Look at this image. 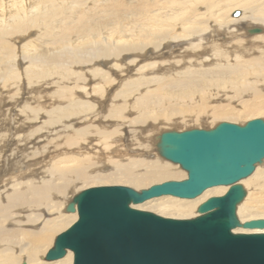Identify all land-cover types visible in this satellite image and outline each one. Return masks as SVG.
<instances>
[{"label":"bare ground","instance_id":"6f19581e","mask_svg":"<svg viewBox=\"0 0 264 264\" xmlns=\"http://www.w3.org/2000/svg\"><path fill=\"white\" fill-rule=\"evenodd\" d=\"M33 1L0 0V21L10 22L22 12L32 11V9H27L26 3ZM166 2L170 3L167 5L170 6L168 8L170 11L177 8L179 3L175 0ZM174 2H176L175 7ZM250 2L248 0L246 4ZM116 3L117 7L122 4L121 1ZM188 3L191 4V1ZM135 4L131 7L135 14L140 13L138 11L142 10V6L144 9L150 6L147 3H139V1ZM243 8L242 14L235 18L230 16V10L226 16L225 14L218 16V14L210 26L196 25L194 21L201 22L195 19L190 20L192 14L190 17L186 16L176 20L178 15H168V13L161 15L159 12L152 11L150 20H147L150 14L146 15V20L150 23L145 26L117 28L111 31L110 36L105 37L110 40L111 44L98 46L100 44L96 45L95 40L91 46H89L91 40L84 43L85 49L91 48L93 51L90 52L93 54L91 55L93 60L109 58L124 63L117 62L111 65L109 70L106 68L107 71L100 67L97 68V65L95 68L93 66L94 69L87 73L89 77L84 75L80 80L77 79V82H81L84 87L81 93L63 89L64 87L61 86L55 94L52 92L47 94L48 96H40L46 101L50 100L51 104L57 102L54 105L47 104L51 105L49 109L46 105L40 108L37 105H27L26 103L29 102H38V99L32 101L31 98L25 101L19 109L17 107L14 116L12 115L15 122L13 121L11 133H14V130L17 131L18 127H22L24 122H30L34 117L36 118L43 109L44 116L49 115L48 119L41 120L40 125L33 126L26 132L33 135L37 133L36 136L41 139L45 137L42 136L43 134L48 135L47 129L53 131V127L60 126L61 130L57 129V131H62L66 135L57 134L51 137V139L62 138L60 142L63 146H58L50 139L51 149L46 148L45 145L37 146L38 151L29 155L35 157L33 164L39 166L36 169L32 167V163L25 162L30 167L25 165L22 153L14 155L15 150L12 149V143L9 140L6 150L0 153V233L4 231L9 234L5 238L0 237V264H21L23 261L26 264L71 262L70 251L63 258L54 261H46L42 257L49 248L56 229L64 224L67 227V224L69 222L71 224L77 217L75 212L67 213L65 210L61 211L60 208H65L73 195L72 189L78 182L97 178L105 181H122L139 188L164 177H175L178 173L180 177H185L184 172H178L174 168L177 165L171 166L167 164L169 162L160 160L155 151L151 152L155 149L153 148L155 136L159 130V126L151 124V121L160 120L164 115V113L152 115V110H157V107L160 109L159 106L163 104H169L173 107L172 110L178 112L191 108L192 114L186 116H193L195 119L208 114L207 112L201 113L200 108H197L201 102H212L213 98L222 97L214 105L216 110L217 108L223 110L226 104L220 101L232 102L231 99L239 98L244 92L250 96L252 93H257L256 81L260 82L258 77L260 73L264 74V4L261 7L263 11L253 10L251 7ZM165 21H172V27ZM23 26V22L19 24L21 29ZM89 34L93 37L97 35L90 27ZM60 39L67 48L71 44L70 39L73 41L67 36H62ZM71 56L76 60L74 62L83 61L75 57V53ZM57 57L60 58L55 55L54 59ZM92 59L87 60L92 62ZM138 63H142L139 65L141 70H137L139 68L137 67L131 73L133 76L126 79L124 84L122 83L124 80L115 77V74L132 71L131 69ZM40 69L38 71L37 69L29 70L27 79L29 83L44 81L46 84V81L53 77L51 75L54 73L51 74L48 69ZM61 73L56 72L58 77ZM76 75L70 74L69 78L76 81ZM98 77L99 80H97ZM63 81L68 80L65 78ZM113 83L115 86L112 87ZM144 86H146L145 93L138 98L136 92ZM71 96L89 97L100 101L94 103L95 108L86 110L79 99H70ZM260 96V94L255 95L250 105L246 104L248 110L259 114L263 111ZM247 102L243 101L242 109ZM86 104L90 103L86 101ZM132 113L136 115L130 117ZM175 114L181 115V113ZM169 117L168 115L167 118ZM96 120L104 123L93 124ZM216 121L219 120L213 119L211 122L214 124ZM76 123H84L85 126L78 128ZM111 125L114 126L109 128ZM145 126L152 128L151 131L155 127L157 133L151 137L137 132V127L145 131ZM162 127L165 125H161ZM18 137L20 135L17 136V140H19ZM142 140L147 141L146 145ZM50 151H57L56 158L51 153L49 154ZM8 154L15 157L12 161L15 160L17 166L11 168H14L15 174L13 170L5 173L12 165L9 159L11 156L8 157ZM45 154L47 160L44 159ZM38 155L40 158L37 157ZM54 159L59 162L54 164ZM52 162L51 166L49 163ZM57 178L60 181L55 182L56 185H50ZM241 183L247 193L237 208L240 220L264 217V162L256 166L253 173L242 179ZM225 191L224 186H214L193 199L161 196L133 205V207L153 211L163 216L186 218L196 215L197 205L209 195H220ZM58 199L60 200L56 201ZM148 203L150 205L145 206ZM38 223H40L39 226ZM234 231L260 230L236 229Z\"/></svg>","mask_w":264,"mask_h":264},{"label":"water","instance_id":"95a60500","mask_svg":"<svg viewBox=\"0 0 264 264\" xmlns=\"http://www.w3.org/2000/svg\"><path fill=\"white\" fill-rule=\"evenodd\" d=\"M154 148L185 177L139 189L107 184L77 191L64 208L76 219L42 258L54 261L70 251L65 264H264V217L241 221L237 214L247 193L241 180L264 162V117L165 129ZM214 186L226 191L207 197L191 217L133 207L161 196L193 199Z\"/></svg>","mask_w":264,"mask_h":264},{"label":"rangeland","instance_id":"374dc122","mask_svg":"<svg viewBox=\"0 0 264 264\" xmlns=\"http://www.w3.org/2000/svg\"><path fill=\"white\" fill-rule=\"evenodd\" d=\"M117 1H121L122 4L120 7H117V3H116ZM137 1H139V3H147L150 6L146 7V9H144L143 8L144 6H142L141 7L142 10H139V11L137 10L140 13L135 14L134 11L131 10V7L135 3H137ZM166 1H172V0H42L41 2L34 0L33 2L26 3L27 9H32V11L22 12V14H20L17 18H15L14 20L10 22L0 21V28H1L0 30V153H2L3 150H6L8 146V140H9L10 143H12V149L15 150L14 155H19L22 153V159L24 163L29 162V164L30 163L33 164L35 157H30L29 155L33 152L38 151L37 146L40 147L41 145H45L46 148L51 149V143H49L51 137L57 134L66 135V133L62 131H57V129L61 130L59 129L60 126L57 128L53 127L54 128L53 131H49L47 129L48 131L46 130V133H48L49 136L46 134H43L42 136H45V137H42L41 139H39V136L38 137L36 136L37 133L33 135L31 133L26 132L27 129H30L33 126L40 125L41 120L44 121L48 119L47 117H49V115L45 114L46 115L45 117L43 114L44 113L43 109H41V112L36 118L34 117L33 120H31L30 122L29 121L24 122V124H29L30 126L28 125L24 126L23 124L22 127L17 128L18 129L17 131L14 130L13 131L14 133H11L12 126L14 125V122H15L13 120V116H14L13 114L15 113V111H17V107L19 109L22 105L25 104V101L27 102L29 101L28 99L31 98L32 101H35V99H38V102L37 103L29 102V103H26L27 105L29 106L37 105L39 108L43 105H46V108L49 109L51 105L57 104V102H55L54 104L53 103L51 104L49 103L50 100L46 101L45 99H43L44 97L41 98L40 96H45L52 92H53L52 94H55L56 91H59L61 89V86L62 88L64 87L63 89H68L71 91H75L76 93H81L84 90V87L81 82H77V79L80 80V78H82L84 75L88 76L87 73L91 72V70L94 69L96 65H97V68L98 67H100L101 69L103 68L102 70L105 71L106 68H108L107 70H109L111 68V65L115 63L117 64V62H119V64L124 63V62H120V60L119 61L112 60V59L110 60L109 58L105 60L104 59L102 60L94 59L93 60L91 58V55L93 54L90 53L93 51L91 50V48L85 49V46H84V43L88 42V40L92 41V42L90 41L91 44L89 46L93 45L92 43L94 42V40L96 41V45L97 43L100 44L98 46H101V44H106V45L109 43L111 44L110 40L105 38L107 37V35L110 36L111 31L115 29L117 30V28L126 29L127 27L130 28V27H135V26H145V24L147 25L150 23V22H147V20H150L151 15H152L150 12L152 11L155 13L159 12L161 13V15H163V13L164 14L168 13V15H178L176 20H180L182 18H185L186 16L190 17V15L192 14L190 20L195 19L196 21L201 22V23H198L194 21L196 25H199V26L209 25L210 26L211 24H213L214 19L218 14H219L218 16L222 14L223 15L225 14L226 16V13L230 10V13H229L230 16L235 18V17H239L242 14V11H243L242 9H244L243 7H245V9L251 7L253 10L260 9V11H263L261 10L262 9L261 7H262V4H264V0H250L251 1L250 4H246L248 0L247 1L246 0H211V1L210 0H198V1L190 0L191 4L188 3L190 2L189 0H181V1L175 0L179 2L177 5V8H174L172 11H170L168 9L170 6H167V5H170V3ZM174 3H175L174 5L175 7L176 2ZM190 5L193 7H191ZM246 6L248 7L246 8ZM189 8H191V10ZM141 13H143L144 15H142ZM147 14H150V16H149V19L146 20ZM137 15L139 16L137 17ZM22 22L24 24L23 29L19 27V24ZM165 22L170 23V26L172 27L171 25L172 21H165ZM163 25H165V23ZM89 27L92 28L93 31L97 33L96 36L93 37L92 35L89 34ZM257 27H261V26L257 25ZM62 36H67L69 37V39L72 38L73 41H71L70 39V42H71V44H69L70 47L68 45L69 49L65 47L66 45L64 43L61 42L60 37ZM123 39H126V38H123ZM71 47L73 48L72 50H71ZM70 53L72 54L75 53L76 55L75 57L79 59H83V61L81 60L79 62H74L76 60H74V57L71 56L72 54ZM55 55L60 56V58L57 57L56 59H54ZM87 59H92V62L91 61L88 62ZM143 62H146V61H143ZM140 64L138 63L137 65H135L131 69L132 71H129V72L124 71V72H121L119 75L114 73L115 77L117 79L124 80L122 81V83L124 84L126 79L133 76V74L131 73L137 67H139ZM40 68L48 69L51 72V74L54 73L53 75H51L53 76L50 78L51 80L49 79L46 81V84L48 83L47 85L44 83V81L29 83L27 80L29 76L28 74L29 70L31 69L33 71L34 69H37L38 71V70H41ZM137 70H141V67H139ZM56 72H62V73L58 77ZM70 74L78 75V76L76 75L77 77L75 79L76 81H72L69 78ZM65 78L68 81H63ZM116 78H115V81H116ZM258 78L260 82H264L263 73H260V76ZM97 80H99V77ZM260 82L256 81V83L258 84V88L255 90L257 91L258 94L252 93L250 96V94L246 95V92H244V94L241 95L239 98L231 99L232 102L226 103L223 100L220 101L221 103L226 104V106L224 107L225 109L223 110H220L219 108H217L216 110L215 105H214L222 97H220L219 99L215 97L212 99V102L210 101L201 102L197 106V108H200L201 113L205 114L207 112L208 114H206L205 116L202 115V117H198L200 119L195 118L197 121L194 119L193 116H191L192 119L190 116H186V115L192 114L191 108L186 111L181 110L178 112V111L172 110L173 107H171L169 104H163V106L162 105L159 106L160 109H158V107H157V110L153 109L152 115L153 114L155 115L158 113L159 114L164 113L163 116L165 118H163L162 116L161 117L162 119L160 118L161 121L159 119H158L159 121L157 119H154L151 121V124L159 126V130H158V133H159L161 130L172 129V127L175 129L183 130L184 128L187 129L191 127L212 126L213 122L211 121L213 119H217L219 121L226 120V121H233V122L240 123L250 118H254L258 116L264 117V83L260 84ZM114 83L112 87L115 86ZM123 86H124L123 88H125V85ZM145 89H146V86L141 87L139 90H137L136 93H137L138 98L140 97V95L145 93ZM259 94L261 95L260 99L263 105V111L260 112V114L257 112H252L248 110V107H246V104L250 105V101L252 100V98L255 95H259ZM69 98L79 99L80 102L82 103V106H84V109L86 110L95 108L94 106H96V104L94 103L96 101H100V100L90 99L89 97L71 96ZM86 101L89 102L90 104L89 105L86 104ZM243 101H248L247 103L244 104V109H242L241 107ZM47 104H51V105H47ZM8 109H10L11 111ZM160 110L162 112H159ZM175 113H181V115H184V114L185 115L177 116V114ZM135 115H136L135 113H132L130 117L135 116ZM168 115L171 117V119L170 117L167 118ZM178 120H180V122ZM155 121L158 123H156ZM170 121L172 124L169 123ZM98 122L99 120L98 121L96 120L93 124H98ZM99 123L103 124L104 122H99ZM193 123L194 124L196 123V124L194 125ZM183 124H185L184 125L185 127L183 126ZM55 125H58V124H55ZM75 125H77L78 128H82L85 126L84 123H76ZM161 125L163 126L165 125V127L161 128ZM113 126L114 125H111V127L109 128H112ZM50 127L52 128V126ZM137 128H138L137 132H142L144 135H149L151 137H153L154 134L157 133V130H155L156 129L155 127L152 130L153 132L150 130L152 128L146 127V130H145L146 132L142 131V129L139 127ZM18 135H20V137H18L19 140H17ZM22 137H24L23 140H22ZM142 137H139V138H142ZM60 140H63V139L58 138V137H54L51 139V141H55V144H57L58 146H61V145L63 146ZM144 142H145L144 145H146L147 141H144ZM57 151L55 152L50 151L49 154L51 153L52 156L56 158ZM153 151H155V149H153L151 152ZM14 155H10V154L7 155L8 157L11 156V158L9 159L11 160L12 165L8 170H6L5 173L9 172L10 170H13L14 168L11 169L12 167L17 166L16 161L15 160L12 161L15 158ZM37 157L40 158V155H38ZM46 158L47 157L45 154L44 159ZM158 158L162 160L160 157ZM54 161H53L54 164L59 162L56 159H54ZM53 162L49 164L52 166ZM167 164L171 166L173 165L170 162ZM26 166H29V165H26ZM107 166L108 165H106V167ZM32 167L36 169L39 166L33 164ZM174 168H176L178 172L182 171L178 169V166ZM172 170H175V169H172ZM15 173L16 171H14V174ZM166 179H182V177H180L178 173L175 177L173 176L164 177L161 180H156L152 183H157L158 181L160 182ZM58 181L60 180L57 178L56 180H53V182L50 185L52 184L56 185L55 182H58ZM152 183L143 185L139 188H143L145 186L147 187ZM104 184L106 185L107 184H123V185L130 186L129 184L122 182V181H111V180L105 181L102 179L93 178L88 181L84 180V182H78L76 185H74L76 187H73L74 189H72V192H73L72 194L86 187L95 186V185H104ZM133 188L139 189L136 187H133ZM59 200L60 199L56 201H59ZM149 205L150 203L146 204L145 206H149ZM60 209L61 211H64V208L61 207ZM69 224L70 222L67 224V227L69 226ZM39 225L40 223H38V226ZM65 228H66V225L64 224L56 229V232L54 233L52 237V241L50 242L49 247L52 245L55 235L63 231ZM8 235L9 234L5 233L4 231L0 233V237L2 238L7 237Z\"/></svg>","mask_w":264,"mask_h":264}]
</instances>
